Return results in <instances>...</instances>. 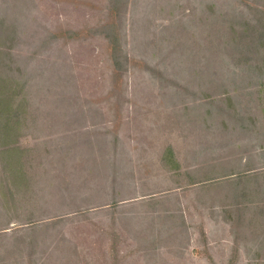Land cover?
<instances>
[{
    "label": "rangeland",
    "instance_id": "obj_1",
    "mask_svg": "<svg viewBox=\"0 0 264 264\" xmlns=\"http://www.w3.org/2000/svg\"><path fill=\"white\" fill-rule=\"evenodd\" d=\"M0 96V264H264V0H0Z\"/></svg>",
    "mask_w": 264,
    "mask_h": 264
},
{
    "label": "trees",
    "instance_id": "obj_2",
    "mask_svg": "<svg viewBox=\"0 0 264 264\" xmlns=\"http://www.w3.org/2000/svg\"><path fill=\"white\" fill-rule=\"evenodd\" d=\"M243 27H244V28H242V30L238 32V33L243 34V35L240 37L239 40L234 41V45H233V47H238V46H240L241 43H242V39L245 38V35H247V33H248L249 31H251V30L254 29V27H253V26H250V25H243ZM256 28H258V27L256 26ZM256 28H255V29H256ZM257 34H258V33H253V37L256 36ZM262 35H263V33H260V34H259V38H260ZM253 37H252V38H253ZM238 49H241V46H240ZM0 97H1V96H0ZM1 99H2V98H0V101H1ZM231 174H233L234 177L236 178V177H241V175L243 174V172H238L237 174H235V172H232ZM228 178H229V180H226V181H233V180H234L233 178H231V175H230V177H228ZM228 178H226V179H228ZM232 179H233V180H232Z\"/></svg>",
    "mask_w": 264,
    "mask_h": 264
}]
</instances>
